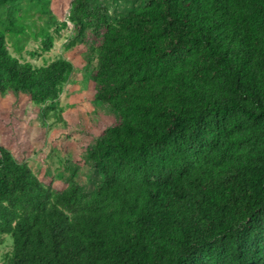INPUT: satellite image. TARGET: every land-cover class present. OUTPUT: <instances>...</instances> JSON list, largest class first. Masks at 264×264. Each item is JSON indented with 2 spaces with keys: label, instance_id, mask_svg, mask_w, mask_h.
<instances>
[{
  "label": "trees",
  "instance_id": "obj_1",
  "mask_svg": "<svg viewBox=\"0 0 264 264\" xmlns=\"http://www.w3.org/2000/svg\"><path fill=\"white\" fill-rule=\"evenodd\" d=\"M142 1L114 19L73 1L74 38L111 62L94 106L115 123L59 191L0 149L4 264H264V0ZM62 83L0 31L1 89L47 116Z\"/></svg>",
  "mask_w": 264,
  "mask_h": 264
},
{
  "label": "rangeland",
  "instance_id": "obj_2",
  "mask_svg": "<svg viewBox=\"0 0 264 264\" xmlns=\"http://www.w3.org/2000/svg\"><path fill=\"white\" fill-rule=\"evenodd\" d=\"M73 1L18 0L14 9L0 5V31L6 36L10 52L22 62L50 67L63 77L57 110L47 116L43 114L46 106L33 102L28 95L0 88V149L27 164L53 191L64 189L74 170H82L86 149L115 123L94 106L97 92L105 87V82L95 77L100 76V66H111V62L74 38V24L69 20ZM142 2L91 0L92 6H107L112 19ZM9 9H13L10 19ZM43 29L55 37L54 47L48 52L42 49ZM11 249L10 238L5 237L1 257ZM0 264H4L2 258Z\"/></svg>",
  "mask_w": 264,
  "mask_h": 264
}]
</instances>
